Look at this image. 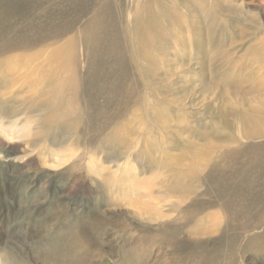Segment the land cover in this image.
Instances as JSON below:
<instances>
[{"label": "rangeland", "instance_id": "374dc122", "mask_svg": "<svg viewBox=\"0 0 264 264\" xmlns=\"http://www.w3.org/2000/svg\"><path fill=\"white\" fill-rule=\"evenodd\" d=\"M161 1H0V264H263L258 246L242 247L264 221V164L245 149H263L264 134L246 141L227 116L237 103L264 110L254 103L259 92L254 84L236 86L242 73L220 60L201 71L194 42L208 16L197 12L183 26L200 33L177 34L187 43L170 44V62L159 61L156 89L148 91L127 42L135 18H175L183 6ZM215 1L213 8L223 2ZM237 1L233 7L248 13L241 16L247 22L240 26L228 5L234 28L215 37L234 42V66L256 39L264 44V0ZM106 2L110 9L101 11ZM57 48L65 57L72 51V59L51 67ZM156 97L171 106H154ZM160 108L167 124L156 128ZM197 146L202 176H220L219 188L180 176L165 160L184 159ZM222 151L229 157L214 168ZM176 181L196 193L177 201L168 191ZM174 202L180 209L200 203L203 211L189 223ZM200 229L204 235L195 234ZM194 251L206 259L195 260Z\"/></svg>", "mask_w": 264, "mask_h": 264}, {"label": "bare ground", "instance_id": "6f19581e", "mask_svg": "<svg viewBox=\"0 0 264 264\" xmlns=\"http://www.w3.org/2000/svg\"><path fill=\"white\" fill-rule=\"evenodd\" d=\"M150 1L152 2L153 0H147L146 4H148ZM173 1H175V0H173ZM222 1L223 2L218 3L217 8H213L212 6L214 4H216L215 0H200L198 3H193V2H191V0H181V2L183 3V6L181 7L180 11L178 12V14L175 18L174 17H169V18L167 17L165 19L164 17H162L160 15L158 18L154 17V16H149L145 20H140V19H138V17L134 19L133 25H134L136 34H134V36L130 35V38L128 39V42H127L129 44V47L131 50L130 60L133 63V67H135L137 69V71L139 72V75L140 74L142 75L144 85L146 86V89L148 88V91L151 89V87H155L153 82L157 79L156 78L157 76H160L156 72L159 61H163L164 63L170 62V60H168L169 59L168 55L166 54V49L169 48L170 44L174 43V40H178L183 45H185L187 43V40L184 37L178 38L177 34H186L187 33V34H191V35H198L200 33V30L198 28H196L195 26H188V27L183 26V24L186 21V18L192 17L195 19V17L192 16V13L197 12L198 14H204V15L208 16V25L204 29L205 34L201 35V38H197L194 42V45H196V47H197L196 54L200 58V62L198 63V66L201 68V71L205 68L206 65L212 63L215 59L220 60V62H222V63L230 64L231 65L230 71L233 68L234 69L238 68L239 73H242V74L241 75L238 74L237 76H235L236 83H237L236 86L254 84L256 89L259 92V97L254 100V103L256 104V106L264 108V87H263L264 84L262 83L264 80V50H263L264 44L260 40H257L255 38L256 40L254 41L253 45H250V54L246 53L243 55V57L241 58V61H242L241 64L236 65V66L233 65V61H234L233 58L234 57H233L232 49H234L233 48L234 42L233 41H230L229 43L218 42L215 39V37L220 33H224L226 31V29L234 28L231 26L232 23L230 24L229 21H227V19H226V18H228V15L230 12L227 9H224V7H227L229 5L230 9L235 13V16H237V18L241 19L242 22H241L240 26H242L244 23L247 22V20L242 19L241 16L242 17H248V15H247L248 13L246 14L242 10L240 11V10H237L235 7H233L234 3H236V2L238 3L237 0H222ZM151 2H150V4H151ZM167 2H168V0H167ZM102 4L104 6L101 4L99 5L101 7L100 8L101 11H102V7H104L105 10L110 9L109 8L110 4L108 2L102 3ZM161 5L162 6L165 5L163 0L161 1ZM17 6H18V4H17ZM5 7H6V5H5ZM170 9H172V8H170ZM174 10H175V8L172 11H174ZM101 11L98 14L99 17H100ZM149 14H151V13L149 12ZM249 14H251V13H249ZM255 18H256V15L250 16V20L256 21ZM162 20H163V24L161 25L160 22ZM90 22H91V20H90ZM142 25H146L148 29L146 28V26H142ZM263 25H264V20H263ZM90 26H91V24H90ZM170 28L172 29V31H169ZM217 29H221V30L218 31ZM173 31H174V33H173ZM128 33L130 34V30L128 31ZM246 36H247L246 32H243L241 40H242V38H245ZM244 52H245V49H244ZM51 54H52L51 58H53V60L49 61V63H51L50 64L51 67H58V66L67 65L71 61L72 55H73L72 51H71V55L69 57H65L64 52L62 50H60L59 48L54 50V52H52ZM221 57H223V59ZM55 58H57V60H55ZM163 67H164V65L162 64V69H163ZM194 70H195V68L193 69V71ZM145 71H146V74H144ZM148 72L149 73L154 72V73H153V75H150ZM249 72H252L253 75L260 74V78H258L257 76L255 78L248 77L247 74ZM213 74H215V76H216V74L218 76L220 75V73L218 72L217 69H215ZM145 75H146V77H145ZM155 89H156V87L154 88V90ZM158 98L159 97H156L155 100H157V101L153 102L154 106H156V107L161 106L163 108H165L164 105H166V104L168 106H171L172 100H169V98H167V97L164 99L162 97H161V99H158ZM235 106H236V109L231 108V111H233V112L227 113V116L230 118V120L232 121V124L234 125L235 132L236 133L238 132L240 137L244 138L246 141H249V142H253V141H256L258 139H263L262 136L264 134V126H263V121H262V112L264 110L263 109H261L260 111L247 110L243 103H237V104H235ZM158 110H157L156 117L154 118L155 122H156V125L154 124V126L156 128L161 127L164 124V122L167 124V119L165 117L164 109L160 108ZM232 117H233V119H232ZM154 119H153V121H154ZM130 124H132V123H130ZM154 126H152V127H154ZM145 133H146L145 135L149 134L148 128L145 129ZM193 146L194 145L189 144V147H193ZM231 147H230V150L233 151V149ZM200 149H201V146H197V148L194 150V152L188 151L186 157L182 156L184 159H179V158L175 159V158L169 157L165 160L169 164H174V166L176 167V170L180 174V176H184V174L189 173L192 176V178H194L198 181H200V179L204 178L206 183H208L209 185H214V186L217 185L218 186L217 188H219L222 185L221 182H219V180H218V179H220V176L215 177V176H213L212 173H208L210 170H208V172L202 176V174H204L203 172L205 171V169L200 166V161H201L200 157H199ZM245 149L253 152L251 157H252V159H254V161L257 162V165L258 164H264V148L261 149L258 146L250 145L249 147H247ZM219 155H220L219 157L221 158V160L219 161V165L217 167H214V168H219L220 165H222V163H221L222 159L229 157L224 151L220 152ZM151 161H153V160H151ZM181 163H183V164L181 165ZM214 168H212V169H214ZM139 174H141V173L139 172ZM142 174H144V173H142ZM221 174H222V172H220V175ZM230 182H231V180H230ZM177 183H178V181H176L175 184H172L168 188L169 189L168 191L170 192L169 195H172L173 198L174 199L176 198L177 201L182 202L183 200H189L188 199L189 196L196 193V187L193 189V188H191L190 184H187V188H182ZM181 183L184 184V181H182ZM126 187H127V185H126ZM126 187H124V188H126ZM151 189H153V188H151ZM131 196H133V195H131ZM147 196H149V195L147 194ZM187 196H188V198H187ZM150 200H152V199H150ZM124 201H126V200H124ZM129 205H131V204L129 203ZM164 205L166 206L165 203H164ZM151 207H153V205ZM183 207H185V206H183ZM172 208L174 211L177 209L178 210L180 209V207L175 206V202L172 204ZM161 210H163V209H161ZM202 211H203L202 204L192 203V204H189L188 207H185L184 209H180L178 213L180 214V217L183 220L185 218H186V220L191 219V221H189V223H190V222H192V219L196 216L193 214L194 213L197 214V213L202 212ZM253 226H254L253 229L250 230L251 234L247 237V242L245 243L244 247H242V248L244 250L247 249L249 251V250H251V248L258 246V249L261 253V258L264 260V221H259L257 224L255 223V225H253ZM143 228H144V226H143ZM188 228H190V227H188ZM195 234L201 236V235H204V231L202 229H200ZM184 251H185V249H184ZM193 254H194L195 260L206 259V258H201V255L197 251H194ZM181 264H183V259L181 261ZM200 264H208V263L205 261H202V262H200ZM263 264H264V261H263Z\"/></svg>", "mask_w": 264, "mask_h": 264}]
</instances>
